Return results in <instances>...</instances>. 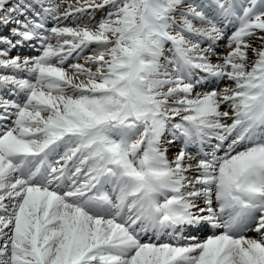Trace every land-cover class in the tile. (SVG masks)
<instances>
[{
  "label": "snow or ice",
  "instance_id": "obj_1",
  "mask_svg": "<svg viewBox=\"0 0 264 264\" xmlns=\"http://www.w3.org/2000/svg\"><path fill=\"white\" fill-rule=\"evenodd\" d=\"M0 264H264V0H0Z\"/></svg>",
  "mask_w": 264,
  "mask_h": 264
},
{
  "label": "bare ground",
  "instance_id": "obj_2",
  "mask_svg": "<svg viewBox=\"0 0 264 264\" xmlns=\"http://www.w3.org/2000/svg\"><path fill=\"white\" fill-rule=\"evenodd\" d=\"M69 2H71V3H75L76 2V0H69ZM100 16H101V13H97V16H96V18L97 19H99L100 18ZM15 54V53H14Z\"/></svg>",
  "mask_w": 264,
  "mask_h": 264
}]
</instances>
